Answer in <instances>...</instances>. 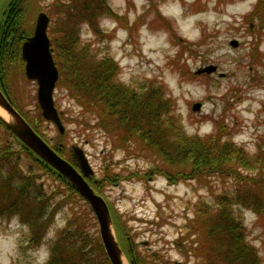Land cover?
Returning a JSON list of instances; mask_svg holds the SVG:
<instances>
[{
  "label": "rangeland",
  "instance_id": "374dc122",
  "mask_svg": "<svg viewBox=\"0 0 264 264\" xmlns=\"http://www.w3.org/2000/svg\"><path fill=\"white\" fill-rule=\"evenodd\" d=\"M53 1L42 0L39 6L49 18L50 41L52 28H57L51 18L54 15L49 16L46 11ZM7 2L0 0V10ZM102 5L107 11L95 14L97 30L90 26V18L79 23V37L89 43L92 57L98 60L109 55L117 64V78L131 89L138 91L144 82L161 86L165 96L173 101L186 134L207 136L216 130L215 122L219 121L222 128L227 127V137L249 158L260 149L264 151V22L257 25L258 16L264 18V7H258V0H102ZM255 10L259 14L252 20ZM208 68L213 69L207 72ZM17 78L13 91L17 103L27 110L39 108L36 82L23 73ZM53 97L65 131L59 133L42 116L37 121L38 129L44 140L58 139L71 152L73 145L79 146L94 172L90 181L102 176L106 164L111 172H137L142 176L148 168L163 164L156 150L139 138L127 143L116 138L118 130L105 133L94 127L93 115L82 112L65 88L55 86ZM194 103H200L198 110L192 109ZM75 119L89 120L87 126L91 124L92 128L77 124ZM115 122L112 120L109 127L116 129ZM144 176L106 184L98 193L109 207L114 231L116 218L125 238L127 233L137 244L145 264H203L204 258L200 260L193 250L194 244L191 246L189 239L183 237L184 227L188 224L189 228L194 218L193 206L201 198L212 201L213 194L222 187L220 182L212 180L210 186H204L190 180L171 185L164 176ZM41 186L37 194L52 192L56 196L53 201L59 203L52 181L45 180ZM64 194L62 207L59 205L44 241L37 247H28L31 230L20 222L19 216H0V264L46 261V241L55 238L75 211L83 214L91 209L85 200ZM13 196L0 199V213ZM234 212L243 218L245 239L256 247L264 261V218L249 209L234 207ZM85 218L84 232L93 237L99 235L96 219ZM126 263L129 264L127 259Z\"/></svg>",
  "mask_w": 264,
  "mask_h": 264
},
{
  "label": "trees",
  "instance_id": "16d2710c",
  "mask_svg": "<svg viewBox=\"0 0 264 264\" xmlns=\"http://www.w3.org/2000/svg\"><path fill=\"white\" fill-rule=\"evenodd\" d=\"M41 1L8 0L0 10V88L35 132L45 138L38 129L37 121L42 119L39 108L35 105L33 111L24 109L13 92L17 77L24 74L21 44L33 32ZM261 5L264 7V0H258V7ZM105 6L102 0H54L47 7L46 12L54 15L51 18L57 28H52L50 41L59 71L56 86L65 88L82 112L93 115L95 124L92 125L97 129L105 133L118 130L120 134L116 138L123 142L139 138L156 150L163 164L148 168L144 175L164 176L171 185L190 180L204 186H210L208 183L212 180L220 182L222 187L213 194L212 201L201 198L193 206L194 218L189 228L188 224L184 227L183 237L189 239L191 246L194 244L193 250L200 260L204 258L203 264H264L256 247L245 239L243 218L234 212V207L244 208L264 218V151L260 149L249 158L227 137L229 131L227 127L222 128L219 121L215 122L216 130L207 136L186 134L173 101L165 96L161 86L144 82L138 91L131 89L117 78V64L109 55L98 60L92 57L89 43H83L79 37V23L90 18V26L97 30L95 14L106 10H103ZM256 12L252 13V20L259 14ZM258 17L257 25L261 26L264 18ZM75 120L85 128L92 126H87L89 120ZM112 120L117 121L116 129L109 127ZM45 140L59 155L77 166L70 148L60 145L58 139ZM247 171L255 173L254 176L243 173ZM136 175L145 177L137 172L128 175L111 172L106 164L102 176L88 183L96 193H101L106 184H118ZM45 180L53 182L54 192L58 190L59 203L53 201L56 196L52 192L37 194ZM64 193L84 200L63 175L16 138L0 120V199L13 194L19 196L8 199L0 216H19L20 222L31 230L28 247H37L44 241L59 205L62 207ZM91 211L83 214L75 211L74 217L67 220L55 238L46 241L48 257L43 264H111L100 236L84 232L85 217L95 220ZM114 226L113 232L129 264H145L144 256L139 254L137 244L127 233L130 241L125 240V231L116 218Z\"/></svg>",
  "mask_w": 264,
  "mask_h": 264
},
{
  "label": "water",
  "instance_id": "95a60500",
  "mask_svg": "<svg viewBox=\"0 0 264 264\" xmlns=\"http://www.w3.org/2000/svg\"><path fill=\"white\" fill-rule=\"evenodd\" d=\"M49 18L43 11L39 12L33 32L23 39L20 52L24 60V75L28 80L37 84L36 100L45 120L52 122L59 133H64L65 127L60 118V112L54 105V89L58 80V69L53 59L50 40L47 35ZM231 42V45H235ZM213 69V68H211ZM208 68L206 71H211ZM200 103L192 105L198 110ZM0 120L5 127L38 157L58 171L69 182L81 197L89 204L98 224L101 243L111 264H128L124 253L117 242L109 207L102 196L97 194L89 185L93 175L84 152L76 145L72 146V153L77 167L63 156L59 155L32 128L25 118L15 109L0 88ZM78 168V169H77Z\"/></svg>",
  "mask_w": 264,
  "mask_h": 264
}]
</instances>
